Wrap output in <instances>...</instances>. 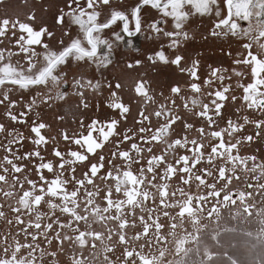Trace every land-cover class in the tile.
Segmentation results:
<instances>
[{
    "label": "snow or ice",
    "instance_id": "1",
    "mask_svg": "<svg viewBox=\"0 0 264 264\" xmlns=\"http://www.w3.org/2000/svg\"><path fill=\"white\" fill-rule=\"evenodd\" d=\"M110 5L66 0L56 24L65 26L67 18L64 37L78 30L57 45L48 26L34 25V12L26 21L0 17V264H62V257L63 264H241L227 250H214L225 247L227 234L247 237L253 254L261 250L254 264H264V158L241 154L243 145L264 139V0H138L127 11ZM102 6L109 7L103 20ZM145 6L159 18L144 21ZM196 15L213 19L209 36L238 42L235 67L209 65L202 78L199 60L185 63L177 50L192 38L186 25ZM144 33L159 42L147 60L187 75V91L176 84L158 100L142 74L132 89L142 101L138 115L121 128L131 111L124 85L83 73L69 77L68 68L84 62L106 69L125 36ZM126 43L139 51L131 39ZM105 88L106 107L119 119L85 124L80 117L77 131L61 129L60 139L51 134L42 106L54 110L73 95L85 110L90 94ZM237 89L241 96L233 94ZM238 99L235 118H225L226 103ZM247 126L254 132L241 135ZM253 223L254 230L242 227Z\"/></svg>",
    "mask_w": 264,
    "mask_h": 264
},
{
    "label": "flooded vegetation",
    "instance_id": "2",
    "mask_svg": "<svg viewBox=\"0 0 264 264\" xmlns=\"http://www.w3.org/2000/svg\"><path fill=\"white\" fill-rule=\"evenodd\" d=\"M138 0H111L110 7L116 10H130ZM66 0H3V3H0V17L4 15H8L10 17L19 16L22 21H26L27 15L30 12H34L36 15V20L34 25L39 27L41 25L48 26L49 30L54 32V37L50 41L52 45H57L60 39H64L65 43L71 39V36L77 32V26H73L70 29V36L64 37L63 31L64 27L67 26V18L65 21V26H60L56 24V18L59 15L60 9L65 8ZM65 10H67L65 8ZM101 20L104 19L105 15L109 12L108 6L101 7ZM142 17L144 21H151L159 18V13L157 10H153L150 6H145L142 10ZM213 19L210 17H200L198 15L193 16L186 25V30L190 33L192 37L187 41L185 46L181 47L177 51L185 57V63L190 65L192 60L200 61V75L202 78L206 76L208 72V66L212 65L213 67H226L231 69L235 67L233 65V60L236 58V52L239 50V44L232 38L221 39L218 37L209 36V32L213 27ZM172 22L169 20L168 28H171ZM118 30V26L116 27ZM143 30V29H142ZM105 36H109L110 33L105 31ZM147 33L137 34L136 37H127L125 36V43L120 44L114 50L115 58L113 63L108 66L106 69H101L99 72L94 66H88L84 62L70 64L68 68L69 77L73 75H78L80 73L85 74L88 77L94 79H101L102 77H106L108 80L112 81L115 84L117 81L121 82L124 85V88L127 89L125 92L122 89V94L124 95L125 102L128 103L131 107V111L128 114V119L126 122L121 123V128L130 127L133 125L135 118L138 115L140 103L142 101H137L134 92L132 89L134 88L135 81L140 79L143 74V79H146L150 82V90L157 94V99L161 100L162 98L158 95L159 93H163L164 96L170 95V88L173 85L179 84L187 91V82L188 76L180 73L174 65L157 63L155 65L151 64L147 60V56L153 54L154 51L158 49L159 42L153 39L147 38ZM204 37H208L205 39ZM131 39L133 41L132 47L138 48L139 51H133L127 46V40ZM3 45H0L2 47ZM231 52L232 55H228ZM170 57H174L176 52H168ZM135 60H141L142 64L139 67H135L129 69L127 64L129 62H134ZM237 78L233 77L232 83H235ZM229 81H226L228 83ZM109 89L105 88L102 90V95H97L95 93H91L90 99V107L85 110H81L77 108L79 104V98L73 95H69V97L65 101L57 102L55 105V109H48L46 106H42L41 116L42 118L49 122L52 125V135H56L57 139H60L59 132L61 129H67L71 134L73 131H77L79 129V118L83 117L85 124L89 123L92 119H100L107 120L110 118L119 119V116L106 107L107 97L110 95ZM233 94L237 96L242 95V90L237 89ZM17 96L21 95V93H17ZM27 97V94H23ZM177 103L180 101L177 98ZM153 105H149V109H151ZM237 107H241V101L238 99L235 104L230 102L226 103V107L223 110L225 118L233 117L234 111ZM2 112V109H0ZM248 114L250 117L255 116L253 113H245L241 112L240 115ZM64 116L65 119L63 121L57 120L58 116ZM180 115L185 117L186 119L191 120L190 114L185 115L183 109L180 110ZM75 118V122H74ZM3 117L0 116V120ZM199 124V121L196 122ZM179 124V122H178ZM20 130L24 131L25 135H30L27 126L17 125ZM177 131H180V127H177ZM254 132L252 126H247L244 133L241 135H246ZM195 135V133H193ZM26 149H31L32 146L25 142ZM61 148L65 147L64 143L61 142ZM107 150V146H106ZM241 154H256L262 158H264V139L257 140L254 143L245 144L241 148ZM3 155V153H0ZM50 157V149H49V157ZM35 177V173H33V177ZM236 182L234 181V184ZM257 199H260L257 197ZM229 225L235 224V221H227ZM242 227H247L251 229H255L256 225H242ZM5 226L2 222H0V231L4 230ZM247 237L238 234H227L222 237V243L224 244L223 249H214L217 251L227 250L230 255H234L241 264H254V255H260L261 250L256 249V253L253 254L250 249L246 245ZM235 241L236 247L232 248L230 245ZM254 242V241H253ZM208 243H211L209 240ZM122 249H117V254H119ZM115 257H113L114 259ZM63 257L61 258L63 264ZM217 264H225L223 261H218Z\"/></svg>",
    "mask_w": 264,
    "mask_h": 264
}]
</instances>
